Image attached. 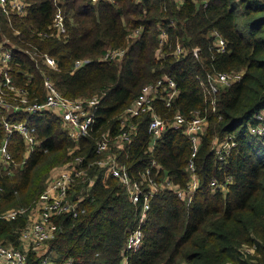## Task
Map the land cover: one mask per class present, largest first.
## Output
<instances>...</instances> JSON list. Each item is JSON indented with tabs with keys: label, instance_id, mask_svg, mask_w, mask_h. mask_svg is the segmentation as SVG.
I'll use <instances>...</instances> for the list:
<instances>
[{
	"label": "trees",
	"instance_id": "16d2710c",
	"mask_svg": "<svg viewBox=\"0 0 264 264\" xmlns=\"http://www.w3.org/2000/svg\"><path fill=\"white\" fill-rule=\"evenodd\" d=\"M24 1L28 7L23 15L13 11L6 17L0 10V45L10 52L13 83L40 102L45 77L66 98L99 100L95 133L77 143L54 113L0 115V145L6 136L3 116L24 122L36 140L27 158L20 135L13 133L8 141L13 163L7 170L0 167V214L29 212L55 167L82 157L86 169L69 191L72 202L80 201L77 216L54 218V239L42 253L29 250L27 264H40L45 251L54 264L67 259L74 264H121L137 209L118 181L94 164L97 160L113 156L132 180L154 161L158 169L151 172L153 179L185 188L189 138L182 130L167 128L151 146L148 114L134 120L130 142L101 155L95 151L94 138L105 131L117 135L120 114L146 85L159 79H172L177 95L169 109L162 100L154 102L156 113L169 121L176 113L189 119L198 111L206 117L194 159L199 187L189 206L167 190L151 199L142 246L126 254L127 264H264V147L246 130L252 115L264 108V0H207L200 7L189 0H113V5L95 7L86 0ZM57 9L66 13V34L45 38L40 33L48 35ZM137 28L140 36L131 38ZM214 30L226 43L224 53L212 48ZM177 45L187 54L174 56ZM195 47L200 50L197 58L191 53ZM120 49L125 50L120 61L99 60ZM44 55L56 62V70L45 64ZM76 61L87 62L74 69ZM233 71L242 73L241 81L215 95L202 83L209 73ZM227 136L234 137L236 147L220 163L211 145ZM226 177L232 180L227 191L212 192L210 182ZM28 223L27 213L1 221L0 243L22 249L19 233ZM244 246L253 254L243 253Z\"/></svg>",
	"mask_w": 264,
	"mask_h": 264
},
{
	"label": "built area",
	"instance_id": "2783aa9c",
	"mask_svg": "<svg viewBox=\"0 0 264 264\" xmlns=\"http://www.w3.org/2000/svg\"><path fill=\"white\" fill-rule=\"evenodd\" d=\"M93 7L108 3L114 4L113 0H86ZM138 1V0H137ZM180 4L187 0H173ZM192 4L200 7L205 6L207 0H189ZM28 4L24 0H0V10L4 16L10 15L13 11L18 15L25 14ZM173 25V22H170ZM66 34V16L61 9L55 12L50 32L47 34L40 33L47 38L55 36L63 37ZM141 29L137 28L132 31L130 37L138 38ZM213 43L212 48L215 53H224L226 43L217 31H211L210 34ZM164 35L160 37L159 45L164 43ZM187 51L177 45L173 50L176 57L186 55ZM192 57H199L200 50L195 47L191 51ZM125 50L108 51L101 59L105 61L121 60ZM45 64L57 69L56 62L46 55L43 56ZM11 60L10 52L3 45H0V115L8 116L19 114H42L54 113L62 121L67 136L73 142L77 143L83 138H91L94 132L95 112L99 104L96 96L89 99H69L62 96L54 87L52 80L45 77L42 82L44 98L40 102L37 99H31L27 89L17 87L9 75V62ZM87 61H76L74 69L84 65ZM242 79L241 72L228 73H209L205 76V84L210 93L215 95L219 89L230 87ZM177 95L176 84L172 79H159L155 83L146 85L137 97L123 110L119 116V133L112 136L108 131L100 133L94 138L95 151L98 155L106 153L111 147H119L121 144L130 142L134 135L136 124L134 120L142 115L148 114L149 122L147 133L151 139V146L161 134L167 129L182 130L183 134L189 138L191 144V155L187 164L189 180L185 188H180L170 180H155L151 177V172L158 169L156 162H151L140 175L139 179L132 180L128 175L125 166L119 164L115 158L108 155L104 159L97 160L94 164L105 170L107 176H111L118 181V184L125 190L131 204L137 209L136 222L134 227L128 231L126 240L122 248L121 264H127V253H136L140 250L143 240L142 225L147 218L151 199L161 191H172L178 199L184 201L187 206L192 202L193 195L199 187L198 178L194 159L199 150L201 136L204 134L206 127V117L198 111L191 114L186 119L180 113H176L171 121L161 117L154 109V102L162 100L167 109L172 105L173 99ZM211 105H214L212 100ZM214 110V108L212 109ZM2 126L6 133L3 143L0 145V167L8 169L13 163L7 150V144L13 133L20 135L26 147L27 158L34 146L36 140L34 130L24 122H12L8 117H2ZM246 130L249 136L261 142L264 147V108L255 112L250 120L246 123ZM236 147L233 136H227L223 140H214L211 145V151L216 160L224 163L226 157ZM152 147L149 148L151 151ZM82 157H76L70 163L64 165L55 177L50 179L45 190L40 194L32 209L28 212L26 209L8 210L0 214L1 221H13L17 217L28 214L29 223L19 233V242L22 249H14L10 246L0 243V264H27V253L29 250L42 253L49 241L54 239L57 227L53 219L62 215L77 216L79 203L72 202L69 198V191L77 181L85 177L86 169L81 167ZM231 178L226 177L223 182L212 180L209 187L212 192L225 193L231 184ZM93 180L89 181V185ZM242 252L253 254V249L244 246ZM40 264H54L51 257L42 254ZM63 264H74L72 259H67Z\"/></svg>",
	"mask_w": 264,
	"mask_h": 264
},
{
	"label": "rangeland",
	"instance_id": "374dc122",
	"mask_svg": "<svg viewBox=\"0 0 264 264\" xmlns=\"http://www.w3.org/2000/svg\"><path fill=\"white\" fill-rule=\"evenodd\" d=\"M64 12V11H63ZM65 13V12H64ZM65 16H66V13H65ZM67 17V16H66ZM71 161H69L68 163H70ZM67 164V163H66ZM66 164H64V165H66ZM64 165H61V166H58V167H55L50 173H49V176H48V178L46 179V184L45 185H47V183H48V181L52 178H54L55 177V175L56 174H58L59 173V171L64 167Z\"/></svg>",
	"mask_w": 264,
	"mask_h": 264
}]
</instances>
